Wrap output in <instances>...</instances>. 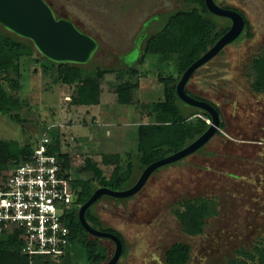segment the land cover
<instances>
[{
  "label": "rangeland",
  "instance_id": "374dc122",
  "mask_svg": "<svg viewBox=\"0 0 264 264\" xmlns=\"http://www.w3.org/2000/svg\"><path fill=\"white\" fill-rule=\"evenodd\" d=\"M47 1L60 17L98 41L94 56L83 65L87 69L134 65L163 18L189 7L185 0ZM214 1L241 12L253 36L224 46L190 76L185 89L214 103L225 132L240 138L215 134L201 152L153 172L133 196L124 201L103 196L93 204L102 224L126 242L127 253L116 264H166L165 251L174 243L190 246L187 264H259L245 253L254 254L264 241V92L251 87V61L264 53V0ZM215 21L219 28L231 23L218 16ZM149 52L138 66V87L128 104L117 100L116 74L100 81L98 103L77 105L71 101L74 85L61 83L57 71L45 70L35 56L22 57L17 90L3 84L17 107L0 114V138L34 145L43 135L50 142L53 133L57 151L69 155L73 169L90 157L107 176L115 165L104 164V156H118L119 172L127 176L126 153H131L135 183L141 174L136 162L138 128L162 123V115L151 107L163 99L159 79L178 76L184 67L173 40L155 38ZM197 197L212 200L216 213L205 219L202 233L188 235L175 212ZM105 243L113 254L114 244ZM77 264H88L87 257Z\"/></svg>",
  "mask_w": 264,
  "mask_h": 264
},
{
  "label": "trees",
  "instance_id": "16d2710c",
  "mask_svg": "<svg viewBox=\"0 0 264 264\" xmlns=\"http://www.w3.org/2000/svg\"><path fill=\"white\" fill-rule=\"evenodd\" d=\"M185 2L189 5L188 8L167 14L158 31L147 37L144 52L137 62L134 65L120 68L97 66L87 69L83 65L54 64L36 54L30 41L18 38L0 26V114L7 115L17 107V100L7 93L3 84L7 83L12 89L17 90V77L20 75L19 61L24 56H35L37 60L43 62L45 70L53 68L57 71L61 83L74 85L75 93L71 101L77 105L98 103L100 81L106 74H116L119 81L116 85L118 102L131 103V93L138 87V66L150 53L149 50L155 38L162 37L164 40H173L174 50L183 55L184 67L178 76H166L159 79L163 84V99L153 103L151 107L155 113L162 115L163 121L162 123L145 124L138 128L137 168L142 172L151 163L180 151L205 132L209 127L211 116L208 112L181 101L176 93L177 82L183 71L206 53L228 31L231 25L230 23L219 28L215 21V15L209 12L205 0H185ZM224 8L232 9L227 6ZM239 13L244 18V29L237 40L244 37L251 38L253 36L251 25L246 17L241 12ZM56 14L59 16L58 13ZM251 70L253 91L264 92V53L252 59ZM133 78L135 81H132ZM185 92L198 100L208 102L215 108L220 118V110L214 103L202 99L186 89ZM223 128L224 123L220 119L219 129ZM219 129L215 134L220 135ZM51 135L54 138L47 146L50 151L57 153L65 176L70 178L72 186L76 190L75 202L63 217L64 225L69 229V252L57 258L33 259L20 252V241L16 233L2 234L0 235V264H77V261L84 256L87 257L88 264H105L112 254V249L105 242L111 240L89 234L79 221L78 210L97 188L123 190L134 184L132 182L134 163L131 160V153H126L127 167L129 168L127 176H122L119 172L120 160L118 156L103 157L104 164L115 165L112 173L108 176L90 157L85 159L82 167L75 170L72 168L69 155L57 151L59 141L53 133ZM35 146L36 143L33 145L30 142L19 143L17 140L0 138V175L8 166L20 163L30 157ZM202 148L203 146L195 152H201ZM106 197L118 201L126 199ZM215 213L212 200L197 197L194 200L184 201L175 215L185 233L197 235L202 233L205 219ZM85 219L94 229L115 234L122 244L120 258L126 255L127 247L123 236L114 228L102 224L94 212L93 205L87 209ZM190 251L191 248L188 244L174 243L165 251V262L166 264H187ZM245 255L256 259L259 264H264V241L261 247L257 246L254 249V254L245 253Z\"/></svg>",
  "mask_w": 264,
  "mask_h": 264
},
{
  "label": "water",
  "instance_id": "95a60500",
  "mask_svg": "<svg viewBox=\"0 0 264 264\" xmlns=\"http://www.w3.org/2000/svg\"><path fill=\"white\" fill-rule=\"evenodd\" d=\"M205 4L211 14L229 19L231 25L206 53L183 71L176 85V93L185 104L210 114L209 127L180 151L145 167L137 181L129 188L123 190L97 188L92 196L79 207L78 218L83 228L92 236L109 239L114 244V252L105 264L117 263L122 252V244L115 234L90 226L85 219L87 209L102 196L114 198L133 196L156 169L194 153L205 145L219 128V115L215 108L206 101L189 96L185 92V86L198 68L216 56L224 46L237 40L244 29V18L238 11L221 7L214 0H205ZM0 26L10 34L30 41L36 54L54 64L85 65L92 59L98 48V41L93 36L83 32L70 19L57 16L46 0H0Z\"/></svg>",
  "mask_w": 264,
  "mask_h": 264
},
{
  "label": "built area",
  "instance_id": "2783aa9c",
  "mask_svg": "<svg viewBox=\"0 0 264 264\" xmlns=\"http://www.w3.org/2000/svg\"><path fill=\"white\" fill-rule=\"evenodd\" d=\"M48 143L43 135L30 157L0 175V235L16 233L20 252L33 259L57 258L70 249L63 217L76 190Z\"/></svg>",
  "mask_w": 264,
  "mask_h": 264
},
{
  "label": "crops",
  "instance_id": "0c3cea01",
  "mask_svg": "<svg viewBox=\"0 0 264 264\" xmlns=\"http://www.w3.org/2000/svg\"><path fill=\"white\" fill-rule=\"evenodd\" d=\"M226 128V127H225ZM232 128H235V126H233ZM223 130V131H222ZM222 130H219V133H220V135L222 134V135H224L225 137H227V138H229V139H235V138H240V137H238V136H236V134L235 133H233V131H232V135H229L227 132H225V130L226 129H222ZM221 131V132H220ZM212 138V137H211ZM242 138V137H241ZM237 141H240V140H237ZM204 146V145H203Z\"/></svg>",
  "mask_w": 264,
  "mask_h": 264
},
{
  "label": "flooded vegetation",
  "instance_id": "af4514ba",
  "mask_svg": "<svg viewBox=\"0 0 264 264\" xmlns=\"http://www.w3.org/2000/svg\"><path fill=\"white\" fill-rule=\"evenodd\" d=\"M47 1V0H46ZM48 2V1H47ZM49 3V2H48ZM50 4V3H49Z\"/></svg>",
  "mask_w": 264,
  "mask_h": 264
}]
</instances>
